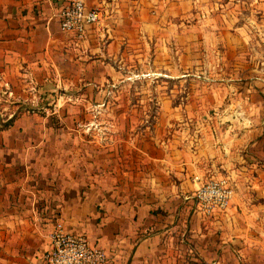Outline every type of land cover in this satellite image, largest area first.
<instances>
[{
  "label": "crops",
  "instance_id": "obj_1",
  "mask_svg": "<svg viewBox=\"0 0 264 264\" xmlns=\"http://www.w3.org/2000/svg\"><path fill=\"white\" fill-rule=\"evenodd\" d=\"M84 1L103 16L78 39L60 28L64 0H0V73L17 74V102L30 104L2 131L0 264H43L57 221L112 264H264V170H230L228 207L205 213L194 176L228 159L210 136L154 141L130 117L102 118L121 106L148 43L168 39L156 0ZM252 185L262 199L244 194Z\"/></svg>",
  "mask_w": 264,
  "mask_h": 264
},
{
  "label": "rangeland",
  "instance_id": "obj_2",
  "mask_svg": "<svg viewBox=\"0 0 264 264\" xmlns=\"http://www.w3.org/2000/svg\"><path fill=\"white\" fill-rule=\"evenodd\" d=\"M153 2L160 24L169 25L168 39L159 48L154 39L148 43L134 69L139 75L121 82L115 99L121 106L102 118L130 117L138 137L148 140L210 136L213 149L228 159H216L208 175L226 176L236 188L230 170L252 176L264 170V0ZM5 76L0 73V143L7 141L4 121L30 105L17 102L22 99L17 74ZM8 150L0 145V151ZM252 189L244 192L247 198L262 199L257 186Z\"/></svg>",
  "mask_w": 264,
  "mask_h": 264
},
{
  "label": "built area",
  "instance_id": "obj_3",
  "mask_svg": "<svg viewBox=\"0 0 264 264\" xmlns=\"http://www.w3.org/2000/svg\"><path fill=\"white\" fill-rule=\"evenodd\" d=\"M42 1V0H36ZM103 16L100 4L89 5L84 0H64L58 11L61 30L85 37L87 27ZM192 198L205 213L225 211L234 195V184L222 175H195ZM50 248L43 264H112L109 251L85 234L73 233L57 221L49 233Z\"/></svg>",
  "mask_w": 264,
  "mask_h": 264
},
{
  "label": "trees",
  "instance_id": "obj_4",
  "mask_svg": "<svg viewBox=\"0 0 264 264\" xmlns=\"http://www.w3.org/2000/svg\"><path fill=\"white\" fill-rule=\"evenodd\" d=\"M12 119H13V117H10L9 119H7L6 121H4V126H8L10 123H11V121H12Z\"/></svg>",
  "mask_w": 264,
  "mask_h": 264
}]
</instances>
